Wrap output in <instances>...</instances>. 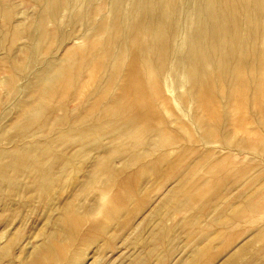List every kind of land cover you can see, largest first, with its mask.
Listing matches in <instances>:
<instances>
[{"label": "rangeland", "instance_id": "rangeland-1", "mask_svg": "<svg viewBox=\"0 0 264 264\" xmlns=\"http://www.w3.org/2000/svg\"><path fill=\"white\" fill-rule=\"evenodd\" d=\"M119 1H121L122 4L117 7L116 3ZM33 3H35L34 0H7L6 5L3 8L1 7L2 9L0 8V264H25L21 263L22 257L26 253L34 252L37 249L36 247L41 246H39V243L41 244V241L43 243L44 238L41 232L44 231L45 233L43 235H45L56 228V219L63 215V213H65L64 216L66 220L68 219L67 221L72 220L71 223H68V233L66 237L63 238L64 236H60L65 239V244L63 246L61 244L62 247L58 249L59 251H63L64 249L65 253H55L53 260H47L46 264L48 261L51 262V264L54 262L55 264L58 262H60L58 264H130L132 254L138 251L136 246L137 240H145L144 245L151 241L150 229L157 224L160 216L156 218L155 216L144 217L148 210L154 205L159 206L162 213L167 211L168 205L157 204L158 196L161 195L166 188L163 187V185L165 184L168 186L171 184L167 179L163 184L161 180H158L157 183L153 185L154 189H151L152 191L149 192L148 204L136 214L130 227L129 225L127 226L128 228L122 227L119 236L114 238L115 240H113L111 245L107 246L105 250L102 249L101 254L97 252V247H100L101 244H103V247L105 246L106 240L110 238L114 230L118 228L117 219L123 217L124 212H119L117 214V219L111 223V226L103 235L97 238L95 244H86L88 245L86 246L83 244L82 239L79 241L82 236L88 235L90 242V238L94 237V226L96 224L105 225L107 221V211L113 208V205L108 202V197L100 195L107 182L106 175L97 177L95 183L81 188V183L86 178L91 163L105 147L113 149L110 156L112 161H115L116 165L125 168L126 162V167L130 163V167L128 166L127 168L131 170L129 171V169L126 168L129 173L138 169L142 161H149L148 155L152 156L150 157L151 159L156 158L160 156L161 153L165 152L164 150H171V148H174L173 146L179 144V141L181 143L180 145H182L183 142L188 145L187 143H191L190 140L192 142L193 140L195 141L193 142L194 145V143L196 144L198 141L197 144L203 143L199 145L202 148L199 146H195V148L192 143L189 144L190 147L195 148L199 154L203 148L204 151L202 150L201 154L198 155V153H196L197 151L194 150L196 154L194 152L192 155L189 153L191 156L187 154L184 156L185 159L184 157L182 158L184 163L186 162L188 164V159H191L189 164H196V173H194L193 177L196 179L200 177H204L207 180L209 179L208 181L210 184H216L219 181L216 180L219 176L224 178L225 175L227 179L230 177V181L236 184V193L240 192L243 194V200L246 199L248 194L258 191L256 194L259 197L256 196V199L258 197L260 199L259 202L257 203L255 199L251 204V206L254 205V209L245 208L246 210L244 209L245 211L242 210V212H244H241V219L234 217L235 223L231 222L234 221L232 219L226 226H222L223 224L213 221L216 216H203L194 223V226H187V224L183 222V218L186 215L190 216V211L185 208L181 210L177 216L173 214L168 216L166 222L162 225L165 227H177V229L173 230L171 235H167L166 237L164 245L170 251V254L161 264H178V262L187 255L189 249L192 248V245H189L188 239L190 236H188V234L192 233L194 228L195 231L193 233L198 234L201 239L204 235H213L215 232H219L220 229H226L220 232V237H217L212 243L214 249H210L212 251H208L204 254L207 259L210 253H212L210 255L211 259L210 257L207 259L209 262L207 263V260L203 261L205 259L204 256L201 258L202 264H211L212 262V264H218L228 251L232 250L239 243L245 242L244 240L248 239L250 236L249 234L257 231V229H260L264 225V209L260 207V203L264 202L262 196V192H264V130H261L264 129V101H261L264 99V95L261 94V90L264 91V80L258 70L253 69L251 72H247V81H245V77L244 81H237L233 77L236 72L230 70V68H224L222 76L218 77V81L221 82V85L213 88L215 100L214 97H212V99L214 100V108L217 109L218 114L217 116H211L210 114H206L208 112L203 109L204 107L202 104L205 100L199 97L200 90H203V88H197L199 85L198 79L190 71L180 68L182 62L179 59L176 60L174 58L172 60L170 58L169 65L167 64V68L162 74L159 73L157 75L156 73L158 70L153 71L150 69L147 72L151 77L149 84L150 95L156 98V101L154 100L153 103L158 102L157 107L163 119L162 121L173 132L172 134L166 133L164 135L162 131H150L148 136L144 133L145 131H143V136H138L136 139L134 138V141L130 139L131 136H128L129 139L127 137L126 139L125 137L121 138L123 142L125 139V144L127 142L128 145L124 149L126 151L129 149V153L133 154V148H137L136 144L145 141L146 143L144 142V144L146 148V146L148 147L147 144L151 137L149 145L151 144L153 148V154L146 153V149L144 146L142 147L144 144L141 143V147L138 146L139 150L142 152L144 151L142 148L145 149L143 153L148 154H145L148 158L140 154L142 152L138 150H136L138 153L134 151L136 155H131L124 151H122V153H126L127 155L120 154L121 151L119 150L123 148L124 143L121 142L120 138H114L113 133L116 132L114 128H110L109 132L103 134L90 132L88 135H85L84 138L87 139V146L83 148L78 156L72 157L69 161L62 162L59 158L60 155L66 153L67 156H71L79 147V143H58L57 139V136L62 133H65L66 137L76 133V131L68 132L75 128L89 130V123L100 114L103 107L102 104L96 107L93 99L81 102L79 99L72 97V93L77 89L80 79L88 73V70L97 69L102 61L104 63L105 60H107L103 55L104 47L100 44V38L103 39L107 37V28L114 25L117 19L114 11H116L117 8L123 10L129 9L131 11H150L152 9H158L157 5L162 4L159 9L163 12L165 11L164 13H166L168 18V12L172 10L173 3L181 4L180 7L182 6V10L178 11L177 15L182 18V20L188 19L190 21L189 24L181 26V32L175 40V45L178 44L176 51L183 54L188 51L185 43L189 35L195 31V21L198 18L193 7H196V5L204 7L206 4L210 5L211 3L225 4L222 8L240 12L238 13L240 29L237 35L240 38L243 37L241 45L247 51V54L250 52L247 56V61L253 63V60L255 61L256 59L262 58L264 55V0H50V2H48L49 6L48 3H46L47 5H44L45 7L43 6L42 8H39L36 4L33 5ZM133 3L138 4V6L134 5V8H130ZM100 5H102L101 8ZM103 7H105V11L102 10ZM208 8L215 7L208 6L206 10ZM156 11L157 10H155V12ZM22 18L25 19V22L19 28L14 24L12 26L7 24L10 20L15 21ZM202 18L203 15H201V19ZM136 19L138 22L139 17H136L135 20ZM171 19H173V17ZM135 20L126 22L125 27L129 29L131 25L134 24ZM177 20L176 18L175 24L173 25L174 28L179 27V23H176ZM171 21L172 20H169L167 23H171ZM100 28L103 30H100L99 38H96L97 30ZM165 38L166 33L163 32L160 35V39L165 40ZM216 40L217 38L215 41ZM140 45L142 49L146 45V42L142 39ZM115 53H118V51L115 50ZM127 53L128 54L122 55L120 64H116L115 61L111 64L110 67L113 71L117 72L119 69L122 72L128 69L131 51ZM160 53L161 51L157 52L151 61L154 67L162 62ZM96 76V82L89 85L87 88L88 90L85 92L86 94H89L97 86H105L108 80L115 77L110 76L109 70L106 69L97 70ZM154 80L157 84L152 83ZM120 83L121 81H119V84ZM118 87L116 85L113 90H110L109 95H119L120 91ZM260 95L263 96L260 98ZM244 96L248 99L245 98L247 102L245 103L246 107H244L243 103V108L239 103L244 99ZM238 97L242 98L239 100ZM258 97L260 100L257 99ZM162 100H164L165 103H162ZM235 102H237V104H235ZM238 105L241 107L239 108ZM242 108L246 111V114L250 112L249 114L251 115L247 114V116L256 117V119L255 117H251L252 119L250 120L253 121V123L249 125L255 128V130L258 128L257 130L259 131H256L260 134H258L257 137L254 135L256 138L251 136L252 139L249 137V139L241 140L242 138H248L246 134L243 132L241 133L242 130H239L242 126L240 125L242 123L241 121L246 117V115L244 116ZM260 108L263 110L261 114L259 113L261 116L258 114ZM236 109H239L238 112L242 114H236ZM241 115H243L244 118ZM238 117L240 120L237 119ZM234 119H236V122L237 120L238 122L240 121V123H236L238 125H235L234 121L233 125L237 127L236 129L231 124L233 123L231 120ZM231 130L233 132L239 130L240 134L237 131L239 135L236 132L235 135H232L234 133L230 132ZM240 135L242 138H240ZM147 136L148 138L146 139ZM139 137L145 140H139V142L137 141L140 139ZM174 137L175 139L179 137V139L177 138L175 140ZM167 139H174L175 141L170 140L169 142ZM176 141H178V143ZM185 141L188 142L185 143ZM155 142L158 146L163 145L162 148L159 149L161 146L158 147ZM161 142H163V144H160ZM128 143L135 145L133 147V145ZM164 143L168 145L165 144V147ZM154 144L158 149L154 147ZM129 145H131V147ZM207 146L212 149H208ZM30 147L34 149L30 152L25 151ZM14 148H18L22 152L18 155L11 154ZM131 148L133 151H131ZM200 148L201 150L199 151ZM175 149L177 148L175 147ZM245 150L247 153H245ZM154 151H157L158 154L156 153V155ZM241 152H243V155ZM176 153L178 155L177 151L171 153L170 158H176ZM119 154L122 156L119 157ZM204 154H206L207 157H205ZM141 155H143V157H141ZM194 155H197L198 160L195 159ZM137 157L138 159L141 157V161L139 160V162H136L138 160ZM199 158L202 164H199ZM220 158H222V160ZM18 159L20 162H24L23 165H25V167H27L29 162L33 159L39 160V162L43 164L48 177H44L43 181L38 184L39 187L45 188L42 194H39L38 191L34 189V186L29 187V185H31V180L28 173L23 172L22 169H15V162ZM211 159L213 162H216V165ZM230 160H234L232 161L233 167ZM202 161H207V164ZM226 161H228V164ZM235 162L240 164L235 166ZM221 163L225 168L224 166L221 167ZM248 163L251 166H248ZM211 164L215 167L211 168V166H213ZM244 164H247L246 167ZM241 165L243 166L241 167ZM217 166L219 170L223 169L225 172L220 175L219 172L221 170H218L219 172L217 171L219 174L213 171ZM228 167L229 169L227 170L226 168ZM235 167H237L240 174L237 173L238 171L236 169L232 170ZM248 167L251 168L250 171L247 170L249 169ZM197 168L202 169L199 170ZM202 170L204 173H201ZM209 170L213 173L207 174ZM235 172L236 175L234 174ZM243 172L244 175H247L245 177L248 179L251 178L249 182L244 177ZM205 173L208 176L205 175ZM148 174L149 178H152L153 175H156V172L153 173L151 170ZM226 174H228L229 177L228 175L226 176ZM209 175L211 176L209 177ZM232 175L236 177L234 178ZM238 175H240V177L237 178ZM241 175L245 178L243 180H245L246 183L242 180L244 184L241 182L238 183V181H241L243 178H241ZM254 176L255 178L252 179ZM215 177L217 178L215 179ZM221 177L219 179H221ZM154 178L155 176L152 179ZM8 187L16 188V194L13 198H9L7 194L6 189H8ZM144 187L145 185L141 189L143 192L146 191ZM224 191L225 188L222 192ZM259 191L261 195H259ZM30 193H32L31 202L27 199V196L31 195ZM70 200L71 202L69 205L72 208H70L71 211L73 210L72 213H70V209L66 211L65 206L63 207V205ZM226 202L227 201L224 203ZM262 204L261 206L264 207V203ZM87 210L89 214L86 212ZM89 210H94V212H96L94 213ZM184 210H186V214ZM71 215L73 216L71 217ZM83 216L85 217L83 218ZM77 219H80L81 222L78 223ZM77 224L80 228V230L78 228L80 232L79 236L76 237L74 229ZM137 224L138 229H135L136 233H130L129 229L131 226ZM253 224L255 225V230L249 228L253 227ZM196 229L198 231H196ZM245 229L247 231H245ZM238 232H241L240 236L243 240L238 236ZM244 232L246 233L244 234ZM81 233H83L82 236L80 235ZM173 234H176V236H173ZM234 236H236L237 240ZM59 241L63 243L61 238ZM200 241L201 240H197L194 242V245H200ZM260 247H262L261 242L255 243L252 250L255 251ZM163 250L164 246L162 245L156 248L150 259V264H157L158 255ZM99 254L100 259L97 258ZM214 254L216 256H214ZM56 259L59 261L57 262ZM199 262L200 261L197 263L199 264Z\"/></svg>", "mask_w": 264, "mask_h": 264}, {"label": "bare ground", "instance_id": "bare-ground-1", "mask_svg": "<svg viewBox=\"0 0 264 264\" xmlns=\"http://www.w3.org/2000/svg\"><path fill=\"white\" fill-rule=\"evenodd\" d=\"M34 2L35 3H33V5L36 4V6H38L39 8H42L44 5L46 6L47 5L46 3L50 2V0H34ZM6 3H7V0H0V8L1 7L3 8L6 5ZM121 4H122L121 1L116 3L117 7H119ZM134 5L138 6V4L133 3L130 8H134L135 7ZM180 5L181 4H179V3H173L172 10L169 12L166 11L169 13L168 18H167L166 13H164L165 11L163 12V11H161V9H159V8H161L162 4L157 5L158 9H155V10H157L156 12L153 9L150 11H148V10H143V11L132 10L131 11L129 9L123 10V9H119V8H117V10L114 11V14L117 17L116 21L114 22V25L107 28V37H104L103 39L100 38V40H101L100 44H102V47H104L103 55L107 58V60H105L104 63H103V61L102 62L100 61L101 64L98 65V68L95 67L97 69H90V71L88 70L87 71L88 73L86 72L87 74L85 73L86 75H84L83 78L80 79V82L77 85V89L72 93V97L79 99L81 102H85L84 100L93 99L96 107H98L101 104L103 107L100 111V114H98L95 117V119L89 123V130H82L81 128H75V129L68 131V132L76 131V133H74L72 135H69L66 137V134L62 133V134L57 136L58 143H79V147L73 152V154L71 156H67L66 153H62V155H60L59 158L62 162L63 161H69L72 157L78 156L82 152L83 148H85L87 146V144H86L87 139L84 138V136L88 135L90 132L97 133V134H103V133L109 132L110 128H114L116 130V132L113 133V136L115 139H119V138L121 139L122 137H125V139H126V137L128 138V136L129 137L131 136L133 138L130 137V139L131 140L133 139V141H134V138L136 139V138H138V136L142 137L144 133L148 135L150 133V131H152V132L162 131L164 135L166 133L172 134L173 131L171 129H169L167 127V125L162 121L163 119L161 118V115L159 114V110L157 107L158 102L153 103L154 100L156 101V98H154L153 96L150 95L149 84L151 81V77L147 74V72L150 69L153 71L158 70L156 73L157 75L159 73L162 74L166 70L167 64L169 63L170 58L172 60L174 58L176 60L179 59L182 62V65L180 66V68H182L183 70H188L196 76V78L198 79V82H199V85L197 84L198 85L197 88L198 87L203 88V90H200V95H199L200 99L205 100L202 104V106L204 107L203 109H205L208 112L206 114H208V115L210 114L211 116L212 115L217 116V114H218V111H217V109L214 108V104H213V101L215 100V93H214L213 88L221 85V82L218 81L219 80L218 77L222 76V74H223L222 72H223L224 68H226V69L230 68V70H233L234 72H236L235 76H233V77L237 81H239V80L244 81V77L246 78L245 81H247V78H248L247 72H249V71L251 72V70H253V69L258 70L259 74L262 76V78L264 80V55L262 58L256 59L255 61L253 60V63L247 61V56L250 52L247 54V51L241 45V43L243 42L242 41L243 37L240 38L237 35V33L239 32L238 30L240 29L239 15H238V13H240V12L235 11V10H227L225 8H222L225 6V4L222 5V4L211 3L210 5L206 4L204 7H200L199 5H196V7H193L194 12L196 13V15L198 17L197 20L195 21V26H196L194 29L195 31L193 33H191V35H189V38H188L187 42L185 43L186 48H188L187 53L186 52L183 54L178 53L176 51V47L178 46V44L175 45V43H176L175 40H176L178 34L181 32V30H180L181 26L187 25L190 23V21L188 19L182 20V18H180L177 15V12L182 10V6L180 7ZM48 6H49V3H48ZM208 6L215 7V8H208L206 10V7H208ZM101 7H102V5H100V8ZM217 7H220V8H217ZM102 10L105 11V7H103ZM201 15H203L202 19H201ZM136 17H139L138 22H137V19L135 20ZM172 17H173V19H171ZM175 17L178 19L176 23H179V27H177V28L176 27L174 28V26H173L175 24V21H176ZM204 17H206V18H204ZM33 18H36V17H33ZM134 20H135L134 24H132L131 27L129 29H127L125 27V23L130 22V21H134ZM169 20H172L171 23H167V21H169ZM104 21H105V19H104ZM24 22H25V19L22 18V19L15 20V21L10 20L7 22V24H9V26H12L14 24L15 26H17L19 28L22 26V24ZM100 30H103V29L100 28L97 30V33L95 36L96 38H99V33L101 32ZM163 32L166 33L165 40L160 39V35ZM216 38H217V40L215 41ZM142 39L144 42H146V45L141 49L142 46L140 45V41ZM133 44L136 45V48H135V45H133ZM172 44H173V46H172ZM137 48H140V49H137ZM115 50H117L118 53H115ZM158 50L161 51L160 55H161L162 62L159 63L156 67H154L153 64L151 63V61L153 60L154 55L157 52H160ZM129 51H131V59L128 62V66H129L128 69L125 71H122V72L119 69L117 72L113 71L112 68L110 67L111 64H113L114 61L116 62V64H120L122 55L128 54L127 52H129ZM99 69L109 70L110 76H115V77L108 80V82L105 86H103V87L97 86L89 94H86L85 92L88 90L87 88L89 87V85L96 82V78H97L96 71ZM111 71H113V72H111ZM231 74H233V73H231ZM119 81H121L120 84H119ZM152 83L157 84V82L155 80L152 81ZM116 85H117V87L119 86L118 89L120 91V94L116 95V96H112L111 94L109 95L110 90H113V88ZM261 92H262L261 94L264 95V93H263L264 91L261 90ZM256 95H257V93H256ZM263 95H260V98ZM89 96H91V97H89ZM245 96L243 98L248 99ZM205 97H206V99H205ZM212 97H214V100L212 99ZM240 98H242V97H240ZM240 98H239V100H240ZM237 99H235V100H237ZM244 99H242V100L245 101L246 99L245 100ZM257 99L260 100L259 97ZM239 100H238V103H239ZM242 100L240 101L239 104L243 107V103H244V107H246L245 103L247 102V100L245 102H243ZM250 101H248V102H250ZM261 101H264V99ZM258 102L261 103L260 101H258ZM162 103H165L164 100H162ZM235 104H237V102H235ZM241 106L238 105L239 108ZM256 106H257V104H256ZM238 107H235V108H238ZM243 108H242V111L244 112V116L246 115V117L244 118L243 115H241L244 118V120L241 119L242 123L240 125H242V126L240 127L241 129H239V130H242L241 133L243 132L244 134H246V137L248 136V138L243 139L241 135H240L241 136L240 138H242L241 140H245V139H249V137L254 136V135H256V137H257V135L260 134V133H257V131H259V130H257L258 128L256 129L257 130L256 131L255 128H253L252 126H249L250 124L253 123V121H251L250 119L254 118L255 116H253V117L247 116V114H249L250 112H248L246 114V111H244ZM238 110L236 109V111H237V112L235 111L236 114L239 113ZM262 112H263V110H262V108H260L258 114L259 113L261 114ZM240 113H239V115H240ZM260 114H259V116H261ZM249 115H251V114H249ZM237 119H239V117ZM255 119H256V117H255ZM235 120L236 119L231 120V122H233V123H231L232 126H234L233 124H234ZM237 122H238V120H237ZM237 122L235 121V125H238V124H236ZM238 123H240V121ZM234 127H235V129L237 128L236 126H234ZM254 127H256V126H254ZM235 129H233V130H235ZM239 130H236L234 132L231 130L230 132H233L234 134H232V135H235V132L236 133H237V131H238V133L240 132ZM261 130H264V129H261ZM143 131H145V132L143 133ZM136 134H137V137H136ZM238 135H236V136H238ZM148 136L146 137V139L148 138ZM209 136H211V135H209ZM212 136L216 137L215 135H212ZM141 137H139L140 139H138L137 141L145 140L144 138H141ZM244 137H245V135H244ZM177 138L179 139V137H177ZM125 139H124V142L122 141L123 139H121V142H123L124 144H123V148L121 150H119V151H121L120 154L122 153V151L127 152V153L130 152V151H128L129 150L128 148H127L128 149L127 151L124 149L125 147L128 146L127 142L125 144ZM150 139H151V137H150ZM150 139H149V142H150ZM174 139H175V137H174ZM174 139H169V140L167 139V140L170 142V140H174ZM197 139H199V138H197ZM250 139H252V137ZM200 140H201V138H200ZM168 141H167V143L169 144ZM178 141H176V142L178 143ZM135 142H136V140H135ZM144 142H141V143L144 144ZM149 142L147 144L148 147L146 146V148H145V144L142 145V147L144 146V148L146 149V153L153 154V148H152L151 144L149 145ZM186 142H188V141H185V143ZM190 142L193 145V142H195V141L193 140V142H192L190 140ZM167 143H164V145ZM191 143H187V144L189 145ZM197 143H198V141L196 142V144ZM128 144H131V143H128ZM138 144H136L138 149L133 148L135 152H136V150L140 151L138 146L141 147V145L140 144L138 145ZM160 144H163V142H161ZM180 144L181 143L179 141V144H177L176 146H173L174 148H171V146H172L171 145L170 146L171 150L166 148L167 150H164L165 152L161 153L160 156H158L156 158H152V159L150 158V157H152L151 155L143 153L145 151V149L142 148V150H144V151L143 152L140 151V152H142L140 154H143L144 156L148 155L150 160L148 159L149 161H146V162H145V160H144V162L142 161L143 164L141 162V165H139L140 167H138V169L134 170L133 172H129V173L127 172V169H129L127 167L129 166L130 163L126 167V164H127V162H126V164L124 166L125 168H121L120 166L116 165L115 161H112V158L110 156L112 154L113 149L110 147H105L103 149V151L100 152L95 157L93 162L91 163L89 172H88L86 178L84 179V181L81 183V188L86 186V185L95 183L96 182L95 179L97 177L106 175L107 182L105 183V186L103 187L102 193L100 195L107 196L108 202L113 205V208L109 209L107 211V221H106L105 225L104 224H96L94 226V229H93V236L94 237L90 238V240H91L90 242H89V236L88 235L82 236L83 233L80 234L82 237L81 238L79 237L80 238L79 241H81V239H82L83 244H85V245L86 244H95L97 238L99 236L103 235L109 229V227L111 226V223L117 219V214L119 212H124V216L117 219L118 228H117V230H114L113 235L106 240L105 246L103 247V244H101L100 247H97V252H99L101 254L102 249L105 250L107 248V246L111 245L113 240H115L114 238L119 236L120 232L122 231V227H127L128 225L130 227V224H131V222H133V218L136 216V214L139 213V211H141V209L144 208V206L146 204H148L147 202L149 201V199H148L149 198V192L152 191L151 189H154L153 185L155 183H157L158 180H161L162 184H163V182H165L166 179L171 182V184L168 183L169 184L168 186L165 184L163 185V187H166L165 191L161 195L158 196V201H157L158 205H161V204L168 205V209H167V211H165V213H162L160 210V207L157 205H154L153 207H151L148 210V212L146 213L144 218H146L147 216H150V217L155 216V218L160 216L159 217L160 219H158L157 224H155V226H153L150 229L151 241H149L148 243H146L144 245L145 240H143V239L137 240L136 246L138 248V251H136L135 253L132 254V256L130 258V264H150V259L152 258L154 251L160 245L164 246V250L158 255L157 264H161L162 262H164L166 257L170 254V251L164 245V243L166 242V237H167V235H171L173 230H176L177 227H175V228L165 227L162 224L166 222V218L168 216H170L171 214H173L174 216H177V214L180 213L181 210H183L184 208L190 211L189 212L190 216L183 215V216H185L183 218V222L186 223L187 226H189V225L194 226V223L197 222L198 220H200L203 216H209V217L216 216L213 221L218 222L219 224L220 223L223 224L222 226H226V224L228 225V223L234 217L240 218L242 213L246 210L245 208H247V209L253 208L254 209V205L251 206V204L255 201L256 196H258L256 194L258 191L256 193L254 192V193L248 194L246 196V199L243 200V197H244L243 194H241L240 192L236 193V189H237V187L235 186L236 184H233V182L230 181V179H229L230 177L228 174H226V176L228 175V177H229L228 179H227V177L225 178L224 174H223L224 178H222L221 176H219V177L217 176L218 179H216L217 177H215L216 180H219L216 184H214V183L210 184L208 181L209 179L207 180L204 177L199 176L200 178H198V179L193 177L194 173H196V164L195 163L189 164L191 159L190 160L188 159V161H189V162L187 161L188 164L186 162H185L186 163L185 164L183 162L182 158L184 156H186L187 154L189 156L194 154L197 151L195 149L196 148L195 146L198 147L200 144H203V143H200L197 145L194 143L193 146L195 148H191L190 145L188 147V145L184 144V142L182 143V145H180ZM131 145H133V147H134L135 144H131ZM131 145H129V146L131 147ZM156 145H157V143H156ZM157 146L155 147V144H154V147L157 149L161 145H159L158 147ZM162 146L159 149H161ZM165 147H166V145H165ZM175 147L177 149H175ZM199 147H201V146H199ZM203 147H204V145H203ZM168 148H169V146H168ZM201 148L199 149V151L201 150ZM207 148L212 149L209 146H207ZM33 149H34L33 147H30L25 151L30 152ZM208 149H205V150L211 151ZM194 150H196V151H194ZM202 150L200 151V154H201ZM131 151H133L132 148H131ZM134 151H133V154H131V153H129V154L136 155V154H134L135 153ZM138 151L136 153H138ZM174 151L175 152L177 151L178 155L176 153L175 154V155H177L176 158L172 159V158H170V155ZM207 151H206V154H207ZM247 151H248V149H247ZM247 151L245 153H247ZM21 152L22 151L19 150L18 148H14L11 154H17L18 155ZM154 153L156 154L157 151H154ZM196 153H198V151ZM237 153H238V151H237ZM241 153L243 155V152H241ZM241 153H239V154H241ZM120 154H119V157L122 156L123 154L127 155L126 153H122V155H120ZM140 154H139V156H140ZM200 154L198 153V155H200ZM206 154H204L205 157H207ZM143 155H141V157H143ZM148 156H146V157L148 158ZM189 156H187V157H189ZM244 156H245V154H244ZM141 157H139L140 159H138V157H137L138 160L136 162H139V160L141 161V159H142ZM194 157H195V159L198 160L197 155L196 156L194 155ZM209 158H211V157H209ZM241 158H242V156H241ZM184 159H185V157H184ZM220 159L222 160V158H220ZM124 160H126V159H124ZM126 161H128V160H126ZM207 161H204V162L207 164ZM211 161H212V159H211ZM230 161L232 163V161H234V160H230ZM230 161H229V163H230ZM226 162L228 164V161H226ZM243 162H244V160H243ZM23 163L24 162H20L18 159L15 162V164H16L15 169H17V170L22 169L23 172L28 173V176L30 177V180H31V185H29V187L34 186V189L37 190L39 194H42L44 192L43 189H45V188L39 187L38 184L43 181L44 177H48V174H47V171L45 170V167L43 166L42 163L39 162V160H36V159H33L31 162H29V165L27 167H25V165H23ZM121 163H123V162H121ZM213 163L215 164L216 162H213ZM199 164H202V163H200V158H199ZM208 164H209V162H208ZM239 164L236 163L235 166L239 165ZM211 165H213V164H211ZM221 165H222V163H221ZM246 165L247 164H244L245 167H246ZM223 166L224 165H222L221 167H223ZM233 166L234 165L232 163V167ZM242 166L243 165H241V167ZM248 166H251V165H249V163H248ZM214 167H215L214 165L211 166V168H214ZM226 167H227V165H226ZM229 167H230V164H229ZM229 167L226 169L228 170ZM239 167H238V169H239ZM211 168H210V170H211ZM224 168H225V166H224ZM197 169L201 170L202 168L201 169L197 168ZM216 169L213 171L217 172L219 170L218 166L216 167ZM234 169L237 170V167L233 168L232 170H234ZM244 169H247V168H244ZM250 169L251 168H249L247 170L250 171ZM130 170L131 169H129V171ZM151 170L153 173L156 172V175H153V177L155 176L154 179H152L153 177L149 178V176H148L149 175L148 173ZM220 170H219L220 172L218 171L220 173V175H221V173L225 172L223 169H220ZM230 170H231V168H230ZM232 170H231V172H232ZM209 171H208V173L207 172L206 173L207 174L213 173V172H211V171L209 172ZM202 172H203V170L201 171V173ZM236 172L234 173L235 175H236ZM206 173H205V175H207ZM237 173H239V171ZM230 175H231V173H230ZM243 175H244V172H243ZM243 175H241V178L243 177ZM210 176L211 175H209V177ZM245 176H247V175H244V177ZM212 177H213V175H212ZM220 177H221V179H219ZM232 177H234V175H232ZM238 177H240V175H238L237 178ZM244 177L241 179V181H238V179H237L238 183H240V182L242 183L243 181H245V180H243L245 178H246V180H248V182H249V180H251V178L248 179L247 177H245V178ZM253 178H255V176L252 177V179ZM248 182H247V184H248ZM245 183H246V181H245ZM242 184H244V183H242ZM144 185H145L144 190H146L145 192L141 191V189ZM234 186H235V188H234ZM154 187H156V186H154ZM224 188H225V191L222 192ZM6 191H7L9 198L10 197L13 198L16 194V188H13V187H8V189H6ZM262 193L264 194V192H262ZM30 194H31L30 196L29 195L27 196V199L31 202L32 193H30ZM263 194H262V196L264 198ZM259 195H261V192L259 193ZM258 197L256 199L257 203L260 200ZM204 199H206V200H204ZM225 201H227V202L224 203ZM70 202H71V200L63 205V207L65 206L66 211H68V209L71 208V206L69 205ZM262 203H264V202H261L260 204L263 205ZM247 205H248V207H247ZM261 205H260V207L264 209V207H262ZM261 208H258V209H261ZM71 209H70V211H71ZM242 210H244V211L242 212ZM89 211L94 212V210H89ZM184 211L186 214V210H184ZM72 212H73V210L70 213H72ZM86 212L89 214L88 210ZM249 212H251V211H249ZM64 214L65 213H63V215H61L60 217H58L56 219V222H55L56 228L52 229L49 233H46L45 235H43L45 233L44 231L41 232V235L44 237L43 243L41 241V244L39 243V246L40 245L41 246L36 247L37 249L34 252L26 253L22 257L21 260L23 262L21 261V263H25V264H46L47 260H50V259L53 260V258H54L53 256L55 253L56 254H59L62 252L65 253L64 249H63V251H59V249H60V247H62L65 244L64 243L65 239H63V238L66 237V235L68 233V231H67L68 223L69 222L71 223L72 220L69 219L70 221H67L68 219L67 220L65 219ZM243 215H245V214H243ZM72 216L73 215H71V217ZM84 217L85 216H83V218ZM247 217H248V215H247ZM226 218H230V219H226ZM71 219H73V218H71ZM77 222L80 223L81 220L77 219ZM231 222L235 223V220L231 221ZM75 226L76 227L74 229V232H75V235L77 237V236H79L80 228L78 227V224ZM256 226H258V225H256ZM254 227H255V225L253 224V227H249V228L254 229ZM78 228H79V230H78ZM249 228L247 227V229L250 231ZM135 229H138V224L131 226V228L129 229L130 233L135 234L136 233ZM223 230L225 231L226 229H220L219 232H217V233L215 232V234H213V235H208V234L206 236L204 235L203 238L201 239L198 234L193 233L195 231V228H194L192 233L188 234V236H190V238L188 239L189 245H192V248L189 249V252L187 253V255H185L178 262V264H198L197 263L198 261L201 262L202 256H204V254L207 253L208 251L209 252L212 251L210 249H214L212 243L214 242V240L217 237H220V235H221L220 232H223ZM196 231H198V230L196 229ZM240 231H241V229H240ZM245 231H247V230L245 229ZM241 232H238L239 233L238 236H240ZM245 233L246 232H244V234ZM229 234H231V233H229ZM232 234H233V232H232ZM61 235L64 237L63 238L60 237ZM233 235H232V237H233ZM249 235H250L249 237L247 236L248 239L244 240L245 242H242L241 244L239 243L232 250L228 251L224 255V257L218 262V264H264V225L260 229H257V231H255ZM173 236H176V234H173ZM60 238H61V240H63L62 241L63 243H61L59 241ZM234 238L236 239V236H234ZM241 238L242 237L240 236V239ZM197 240H201V241H200V245L196 246V245H194V242H196ZM218 240H220V239H218ZM241 240H243V239H241ZM258 242L259 243L261 242L262 247L253 251L252 250L253 245L255 243H258ZM61 244H62V246H61ZM37 246H38V244H37ZM86 246H88V245H86ZM215 249H217V248H215ZM100 254L97 257L98 259H100L99 258ZM211 254L212 253H210V255ZM63 255H65V254H63ZM210 255H209V257H210ZM59 256H61V255H59ZM214 256H216V255L214 254ZM204 257H203V259H204ZM209 257L207 259H209ZM65 258H66V256H65ZM207 259L205 257V259L203 261H206ZM210 259H211V257H210ZM65 260H67V259H65ZM56 261H57V259H56ZM200 262H199V264H200ZM208 262L209 261L207 260V263ZM48 263L51 264V262H49V261H48ZM58 263H60V262H58ZM53 264H55V262ZM201 264H202V262H201Z\"/></svg>", "mask_w": 264, "mask_h": 264}]
</instances>
